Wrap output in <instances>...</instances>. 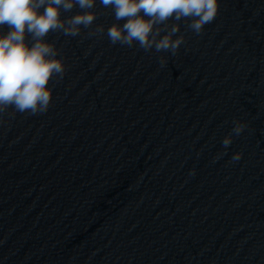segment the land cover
<instances>
[{
	"label": "water",
	"instance_id": "1",
	"mask_svg": "<svg viewBox=\"0 0 264 264\" xmlns=\"http://www.w3.org/2000/svg\"><path fill=\"white\" fill-rule=\"evenodd\" d=\"M92 11L45 37L65 66L48 110L0 114V264H264V0H220L199 35L170 19L175 55L113 45L126 21Z\"/></svg>",
	"mask_w": 264,
	"mask_h": 264
},
{
	"label": "clouds",
	"instance_id": "2",
	"mask_svg": "<svg viewBox=\"0 0 264 264\" xmlns=\"http://www.w3.org/2000/svg\"><path fill=\"white\" fill-rule=\"evenodd\" d=\"M95 3L96 0H0V26L11 29L7 34L0 33V114L9 108L31 115L48 110L53 98L49 82L54 76L62 79L65 66L58 58L55 44L47 42L45 37L50 32L76 37L82 27L91 28L97 19V13L92 11ZM100 3L112 7L117 22L126 21L122 26L113 23L107 28V37L113 45L131 48L138 44L145 51L155 48L156 52L172 55L184 43V36H176L180 25L169 26L170 19L190 20L188 27L199 35L215 20L220 8V0H100ZM74 7L81 11L67 19L61 18L62 10L70 12ZM26 29L31 36V47L25 40ZM104 32V26L98 25L89 35ZM166 64L167 60L161 57V67ZM233 125L222 141L224 148L231 145L233 135L239 136L247 127L239 120L233 121ZM241 157L242 153L237 152L232 161Z\"/></svg>",
	"mask_w": 264,
	"mask_h": 264
}]
</instances>
